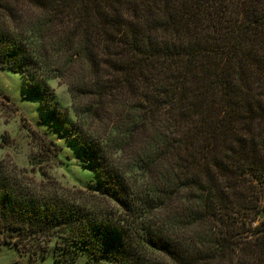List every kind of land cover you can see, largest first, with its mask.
I'll return each mask as SVG.
<instances>
[{
	"label": "trees",
	"instance_id": "1",
	"mask_svg": "<svg viewBox=\"0 0 264 264\" xmlns=\"http://www.w3.org/2000/svg\"><path fill=\"white\" fill-rule=\"evenodd\" d=\"M0 68L115 206L27 189L0 161L4 243L45 256L53 241L57 262L264 264V0H0Z\"/></svg>",
	"mask_w": 264,
	"mask_h": 264
},
{
	"label": "rangeland",
	"instance_id": "2",
	"mask_svg": "<svg viewBox=\"0 0 264 264\" xmlns=\"http://www.w3.org/2000/svg\"><path fill=\"white\" fill-rule=\"evenodd\" d=\"M47 84L58 107L67 111L68 122H73L76 115L65 81L51 77L47 79ZM90 128L93 132H100L104 126L101 122L93 121ZM139 136L137 134L133 139V147L141 144ZM50 140L60 146L57 153ZM125 158L124 152L117 154L119 162L123 163ZM0 161L4 171L27 189L54 190L84 202L92 200L108 208H115L112 201L102 199L92 191L98 189L97 177L90 163L80 158L74 140L55 123L43 117L38 99L23 91L19 73L1 68ZM1 232L0 264H111L104 258L94 261L85 252L75 255L66 252L57 262L54 259L56 249L53 241L49 242L46 255L41 256L38 251L23 250L14 247L11 242L4 243V231Z\"/></svg>",
	"mask_w": 264,
	"mask_h": 264
}]
</instances>
